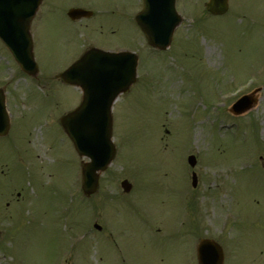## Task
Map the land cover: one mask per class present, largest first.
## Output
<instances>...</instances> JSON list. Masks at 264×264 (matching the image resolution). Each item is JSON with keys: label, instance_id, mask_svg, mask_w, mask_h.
<instances>
[{"label": "rangeland", "instance_id": "obj_1", "mask_svg": "<svg viewBox=\"0 0 264 264\" xmlns=\"http://www.w3.org/2000/svg\"><path fill=\"white\" fill-rule=\"evenodd\" d=\"M204 1L176 0L182 21L164 51L148 46L133 22L139 0L43 1L31 26L40 86L15 73L7 88L16 116L20 88L18 109L26 128L17 135L24 122L13 123L10 134L0 136V165L16 168L17 157L27 158L14 178L27 194L14 184L23 195L22 208L11 214L1 194L8 176L0 174V208L11 214L3 222L0 212V264H62L67 255L74 264H178L175 247L180 255L192 238L174 233L166 242L160 224L172 225L180 217L197 221L226 245L225 264H264V0H229V10L220 16L205 13ZM74 6L95 15L72 21L66 12ZM89 46L134 49L141 66L137 83L112 108L122 151L101 175L98 195L87 199L84 211L80 200L69 202L70 190L79 194L80 158L58 123L79 92L57 84L54 75ZM7 58L0 43L1 78ZM42 85L57 89L59 102L47 98L50 91ZM255 89L252 109L230 114L229 107ZM186 153L197 158L199 186H190L193 192L186 184L192 171ZM128 166L140 175L141 192ZM123 178L135 182L126 196L119 186ZM106 190L115 195L113 201L106 203ZM135 195L133 204H120ZM64 202L71 206L69 214L62 210ZM96 203L110 205L100 210L108 216L96 214ZM102 217L114 219L112 239L119 251L96 236L111 230ZM93 222L103 223L105 231L99 233ZM84 229L91 238L83 237Z\"/></svg>", "mask_w": 264, "mask_h": 264}, {"label": "water", "instance_id": "obj_2", "mask_svg": "<svg viewBox=\"0 0 264 264\" xmlns=\"http://www.w3.org/2000/svg\"><path fill=\"white\" fill-rule=\"evenodd\" d=\"M39 2L40 0H0V39L10 49L21 68L32 75L36 73V66L29 26ZM174 4L175 0H143V9L135 19L150 44L159 48L169 45L173 30L181 20ZM205 8L212 14H222L227 9V0H209L205 3ZM83 14L88 15L80 9H71L68 12L71 18ZM92 55L94 57L90 58ZM85 58L88 60L77 61L60 74L64 81L80 85L84 90V100L80 107L63 116L60 123L71 137L78 153H85L91 158L84 175V188L90 193L96 183L95 171L103 170L111 159L110 105L117 94L126 90L134 81L136 56L89 49ZM246 98L247 96L243 97L232 106L233 113L238 114L251 107L252 100L246 101ZM3 116L0 104V120ZM4 119L6 123V118ZM6 129L5 126V130L0 133H5ZM95 131L98 135L92 140L90 136ZM188 161L191 166L195 164L193 156ZM122 185L124 190L130 187L126 181ZM209 247L211 245L201 246V250L206 251L200 252V264H221V254H212Z\"/></svg>", "mask_w": 264, "mask_h": 264}, {"label": "flooded vegetation", "instance_id": "obj_3", "mask_svg": "<svg viewBox=\"0 0 264 264\" xmlns=\"http://www.w3.org/2000/svg\"><path fill=\"white\" fill-rule=\"evenodd\" d=\"M6 168H7L6 175H8L10 177H14V174H16L17 169L13 165L9 166V164H6ZM2 173L4 174V171ZM18 193L19 192L16 191L15 192L16 197H14V191L13 190H4L1 192L2 195H5L6 198H8V200L6 201V205H10L13 208L12 211L16 210L17 212L20 209V207H18L19 203H20V198H18V196H19ZM101 200H103V197H101ZM15 208H17L18 210ZM104 220H108V219L105 218ZM183 225H184V223H178V224H176V226H174V224H172V225L164 224L163 233L161 234V236L165 237L164 240H166V242L171 240L168 237L173 236L174 233H176L177 235H188L191 237L192 235H190V234H188V232L184 231ZM112 234L113 233H111L109 231L104 232L102 235L103 236L102 240L107 242L108 244H110L114 250L119 251L120 245L118 243V240L112 239L113 238ZM197 238L198 237H196V239ZM193 242H194V240L191 239V241L188 242V246H187L186 250L184 252L180 253V255H178L179 254L177 251L178 247H175V252H176L178 264H197L196 248H195V245L193 244ZM107 250H109V249H107ZM120 253H123L122 249H121Z\"/></svg>", "mask_w": 264, "mask_h": 264}]
</instances>
